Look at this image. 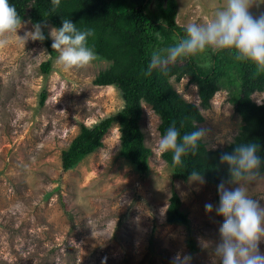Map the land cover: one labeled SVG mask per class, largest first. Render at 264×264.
Listing matches in <instances>:
<instances>
[{
	"label": "rangeland",
	"instance_id": "374dc122",
	"mask_svg": "<svg viewBox=\"0 0 264 264\" xmlns=\"http://www.w3.org/2000/svg\"><path fill=\"white\" fill-rule=\"evenodd\" d=\"M148 2V15L163 21L159 0ZM225 2L177 0L176 24L206 23ZM250 12L254 17L264 14V0H253ZM32 25L22 22L18 36ZM53 27L47 24L48 35ZM58 55L42 41L16 37L0 49V264H173L177 255L190 256V264H219L215 248L224 218L215 210L205 211V204L219 203L217 186L205 179H175L164 153L155 150L160 118L148 105L142 121L153 153L147 174L121 156L118 125L101 150L64 171L63 152L81 127L117 115L124 100L119 89L94 85L109 63L95 59L64 72L54 66ZM200 59L211 66V52ZM50 60L51 72L45 74L41 67ZM231 82L225 80L211 106L204 108L190 78L172 81L180 95L201 109L205 123L200 128L207 131L202 141L209 150L225 149L242 127L236 113L238 83ZM173 190L190 218L189 228L167 221ZM249 195L264 207V182L251 185ZM259 247L264 253V241Z\"/></svg>",
	"mask_w": 264,
	"mask_h": 264
},
{
	"label": "trees",
	"instance_id": "16d2710c",
	"mask_svg": "<svg viewBox=\"0 0 264 264\" xmlns=\"http://www.w3.org/2000/svg\"><path fill=\"white\" fill-rule=\"evenodd\" d=\"M17 8L21 21L31 24L62 26L63 19H70L79 30L92 29L94 35L88 44L96 53V59L110 64L95 79L99 87H115L120 90L124 108L115 116L107 118L93 127L82 126L79 135L63 152L62 166L70 171L87 157L97 153L104 146V138L114 125L121 131V156L144 175L150 171L152 151L147 147L142 130L144 105H148L160 118V137L166 129L175 124L183 135L200 128L205 123L201 109L188 102L174 88L172 81L181 82L190 78L198 88L201 105L211 106L225 80L236 81L239 99L236 113L242 127L234 141L225 149L209 150L201 140L195 155L183 158V164L173 167L171 153H164L163 159L170 166L176 180L188 181L191 172L199 170L203 178L212 186L228 179L227 165L220 163L223 152H231L236 144L254 142L259 146V154L264 158V104L258 105L253 93L264 92V73H258L250 63L238 62L231 52L225 50L211 53V66L201 61L203 54L170 65L167 75L154 70L146 74L147 65L154 51L162 50L178 43L185 35V28L176 24L177 0H159V17L155 20L148 14V0H61L55 11L51 0H10ZM46 39L42 41L51 53L52 42L43 29ZM161 32L163 40H157L155 32ZM51 60L41 67L45 74L51 72ZM234 75L237 78L231 77ZM45 96H43V101ZM183 202L173 190L167 210L170 225L190 227V218L182 210ZM192 250H196L195 240L190 236Z\"/></svg>",
	"mask_w": 264,
	"mask_h": 264
},
{
	"label": "clouds",
	"instance_id": "9594fccd",
	"mask_svg": "<svg viewBox=\"0 0 264 264\" xmlns=\"http://www.w3.org/2000/svg\"><path fill=\"white\" fill-rule=\"evenodd\" d=\"M51 4L55 11L61 0H51ZM252 4L253 0H226L213 11L208 22L188 23L185 35L178 43L152 53L146 74L159 70L167 75L170 65L205 52L215 54L225 50L231 52L238 62L250 63L258 73H264V14L254 17L250 12ZM161 23L166 30V23ZM21 27L16 6L10 0H0V49L8 47L14 37L23 41L46 39L43 31L46 24H33L32 30L25 32L23 37L17 34ZM93 35L92 29L79 30L67 18L63 19L61 27L51 28V46L59 53L54 66L68 72L95 61L96 53L88 44ZM155 37L163 40L161 32L156 31ZM252 98L257 103H264V92L253 93ZM206 134V129L196 127L181 135L180 129L173 124L161 135L155 150L162 154L171 153L173 167L182 165L185 156L197 153ZM259 151L256 143L243 142L219 157L220 163L227 165L228 179L221 180L217 186L218 205L205 204L206 213L215 210L217 216L224 218L219 228L220 242L215 248L219 264H264V253L259 247L264 241V207L249 195L251 185L264 182V158ZM189 179L204 182L202 172L195 169ZM233 184L238 186H227ZM202 246H206V242H202ZM190 262V256L177 255L173 264Z\"/></svg>",
	"mask_w": 264,
	"mask_h": 264
}]
</instances>
